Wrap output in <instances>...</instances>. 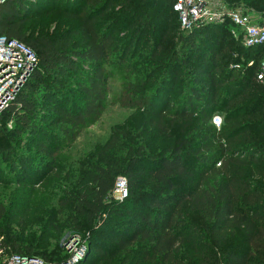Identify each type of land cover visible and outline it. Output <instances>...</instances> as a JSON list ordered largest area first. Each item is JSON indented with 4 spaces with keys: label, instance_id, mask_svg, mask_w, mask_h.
<instances>
[{
    "label": "trees",
    "instance_id": "1",
    "mask_svg": "<svg viewBox=\"0 0 264 264\" xmlns=\"http://www.w3.org/2000/svg\"><path fill=\"white\" fill-rule=\"evenodd\" d=\"M152 1L175 15L180 27L174 10L177 0ZM220 1L229 9L254 13L264 24V0ZM82 2L92 8L99 6L100 13L82 9ZM138 4L152 6L147 0H6L0 5V37L26 46L37 59L24 87L0 115V143L4 144L0 160L17 181L36 180L30 179L28 160L20 156L25 152H18L15 144L21 137L25 148L35 147L37 157L49 158L58 141L74 139L100 117L107 91L106 67L115 62L122 65L129 45H121L113 31H98L96 22L117 5L132 13L133 26L144 24L145 29ZM52 9L76 20L77 29L49 34L45 23H40L37 33L35 27H28L35 14ZM232 29L225 20L179 34L177 48H168L161 41L151 45L139 66L138 81L124 87L119 99L122 106L160 118L170 113L172 99L177 96L172 120L191 123L205 117L210 137L204 151L196 155L173 147L168 155L156 156L143 153L142 148L120 153L124 143L114 131L100 153V163L83 169L74 189L72 228L76 233L84 228L104 232L110 227L101 226L102 217L112 218V224L116 219L109 238L112 253L92 247L96 262L108 264L124 254V264H183L176 255L181 246L189 244L201 264H251L253 260L264 264V191L250 181L252 164L263 169L264 181V141L249 146L243 158L238 156L240 150L230 145L241 137L256 140L262 135L264 139V85L255 79L264 46L243 47L240 37L231 35ZM129 35L134 38L137 34L130 31ZM226 38L238 46L232 61L237 63L236 72L242 73L237 81H233L237 77L233 75L235 65L229 68V75L225 73L228 65L222 44ZM249 62H253L252 67L247 66ZM181 68L186 75H179ZM79 70L82 74L78 76ZM222 88L224 107L243 92L253 93L246 92L239 107L219 113L216 109ZM216 114L221 118L218 129L211 123ZM9 121L13 123L10 129L4 127ZM222 141L229 142L226 149ZM118 180L126 181V197L121 211L112 210L110 215L108 201H113ZM143 184H147L145 189ZM185 209L196 212L205 222L201 237H191L196 228L182 221ZM4 214L0 204V220ZM232 241L238 248H229ZM1 244L7 257H33L22 253L13 241ZM132 251L131 258L127 255Z\"/></svg>",
    "mask_w": 264,
    "mask_h": 264
},
{
    "label": "rangeland",
    "instance_id": "2",
    "mask_svg": "<svg viewBox=\"0 0 264 264\" xmlns=\"http://www.w3.org/2000/svg\"><path fill=\"white\" fill-rule=\"evenodd\" d=\"M147 1L152 4L151 7H147L145 4L136 6L139 11L138 16L145 22V29L144 24L133 26L132 13L119 9L117 5H112L96 22L98 31L109 30L111 33L113 31V36L121 45L124 43L129 45L122 65L115 62L106 67L108 72L107 91L100 117L93 124L82 128L74 139L58 141L53 156L49 158L46 155L37 157L34 146L25 148L22 137L15 142L18 152L23 150L26 153H20V156L21 159L23 157L28 160L27 164L30 170L28 174L33 175V177L29 176L30 179L36 180L17 181L18 178L11 172L9 166L0 160V166L3 167L0 168V204L5 209L4 217L0 220V241L2 243L15 242L23 250L22 253L33 256L32 259L36 264H56L58 262H62L61 264H106L96 262L97 258L92 247L112 253V244L109 238L111 237L110 230L116 223V219H113L114 223L112 224V218L109 220L105 215L102 217L104 222L101 226L110 227L104 232H95L97 231L95 228L88 230L84 228L83 231L77 233L72 228V219L74 217V189L80 173L83 169L94 167L100 163V153L114 131L119 132V139L124 143V150L120 153H133L138 151V148H142L143 153L159 156L168 155L173 147H181L183 151L196 155L198 152L204 151V147L207 146L210 136L206 131L208 125L205 117L191 123H175L172 120V111L177 106V96L172 99L170 113L163 118L120 104L119 99L124 87L134 85L138 81L139 66L150 46L161 41L168 48H177L179 34L186 32L178 26L175 15L170 14L166 7L158 8L155 1ZM239 3L242 2L239 1ZM81 8L84 10L93 9L95 13H100L99 6L94 5L92 8L82 2ZM35 15L27 25L35 27L36 33L40 23L46 24L49 34H59L65 30L75 31L78 27L76 20L62 14L59 10L52 9L47 14ZM130 31H135L137 35L133 38L132 35H129ZM131 40L132 43L135 42L134 45L131 44ZM237 48L238 46L232 41L224 39L222 55L225 57L224 62H227L228 65L225 73L229 75V68L231 69L235 65L233 75L237 77L233 81H237L242 76V73L236 72L237 63L232 62ZM178 72L180 76L186 75L183 68ZM81 74L82 72L79 70L77 75ZM221 92L216 109L220 111L219 113H226L239 107L245 102V93L248 92L249 95L253 93L250 90L243 92L224 107L223 88ZM216 115L219 116V114ZM5 126L10 129L13 126L12 121L7 122ZM261 136L256 140L244 137L234 139L230 144L231 149H239L238 156L243 158L246 156V149L249 146L262 144L264 139ZM220 143L224 145L225 149L229 144L227 141ZM2 146L4 144L0 143V153ZM15 159L18 162L20 158L16 156ZM251 169L253 171L251 183L259 185L264 191V181L260 174L263 173V169L255 164L251 165ZM146 185L143 184L144 189ZM126 186V181L118 180L113 193V201H108L107 211L110 215L112 210L118 213L121 211V202L124 199H121L119 190L121 187L126 190ZM181 219L196 228V231L191 233V237H201L205 222L199 214L185 209ZM95 233H99V235L97 236ZM8 235H11L12 239H7ZM228 246L229 248H238V243L232 241ZM133 254L134 251L127 256L132 258ZM123 255L121 254L122 257H124ZM176 256L182 258L183 264L202 263L194 257L189 244L181 246ZM122 257L108 264H124L121 261ZM145 264L157 263L147 262ZM251 264H257V261L253 260Z\"/></svg>",
    "mask_w": 264,
    "mask_h": 264
},
{
    "label": "built area",
    "instance_id": "3",
    "mask_svg": "<svg viewBox=\"0 0 264 264\" xmlns=\"http://www.w3.org/2000/svg\"><path fill=\"white\" fill-rule=\"evenodd\" d=\"M5 1L0 0V5ZM174 10L179 15L180 27L185 31L229 20L233 26L231 35L235 39L240 37L243 47L264 46V24L248 10L229 9L220 0H177ZM36 66V56L30 49L16 41L0 37V115L22 90ZM247 66L252 67L253 62H249ZM255 79L264 85V58L258 65ZM211 123L219 128L221 118L214 115ZM119 191L121 199H124L126 190L121 187ZM0 257L2 264H36L34 259L25 256H5L1 241Z\"/></svg>",
    "mask_w": 264,
    "mask_h": 264
}]
</instances>
